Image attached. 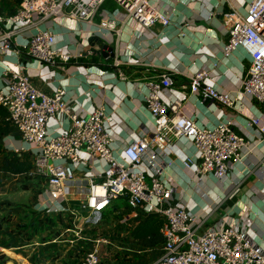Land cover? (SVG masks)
<instances>
[{
  "label": "crops",
  "instance_id": "crops-1",
  "mask_svg": "<svg viewBox=\"0 0 264 264\" xmlns=\"http://www.w3.org/2000/svg\"><path fill=\"white\" fill-rule=\"evenodd\" d=\"M149 1L155 11L169 18L168 27L156 24L146 28L119 14L120 32L107 33L105 41L99 39L96 26L100 23L99 18L95 24L67 17L46 21L42 26L55 34V47L70 55V61L61 63L58 68L27 56L24 45L30 33L26 30L17 34L15 44L7 51L2 49L0 42V88L6 84L5 70L22 71L47 95L64 89L65 99L78 107L81 114L87 115L95 107H104L106 115L115 122L112 145L122 161L119 143H129L144 129L150 133L154 130L145 105L147 90L144 82L168 72L175 85L166 98L174 100L185 96V111L196 119L198 126L213 128L219 123L231 122L234 130L249 141L242 151V160L232 163L227 179L219 181L211 177L203 182L195 180L183 165L185 157L196 156L195 148L186 139L178 141L177 147H173L174 154L169 156L171 165L163 163L161 176L165 185L174 190V204L204 217L203 230L216 226L223 219L236 226L248 221L249 238L264 249V145L255 127L249 125L253 119L264 123V109L261 103L242 94V81L251 67L250 55L243 47L229 58L223 54L228 31L221 15L234 9L245 13L247 4L244 0L227 3L218 0ZM2 2L9 4L7 0ZM103 8L111 12L116 6L108 1ZM100 44L111 46L115 57L105 59L98 50ZM116 60L122 63L119 69L115 68ZM200 71L208 74V83L218 91L228 92L235 98L233 108L204 100L184 89L189 86L190 77ZM120 73H125L127 80L122 79ZM49 125L50 133L56 134L57 130H68L71 121L61 116L51 120ZM0 149L17 152L21 158L30 157L33 161L37 152L32 145L21 141L14 131L0 135ZM2 167L0 157V225H3L0 254L6 251V255L12 253L23 258L21 261L7 255L11 259L7 264H30L27 249L44 245L52 235L40 236L44 227L62 225L63 234L49 243L61 242L64 237L72 238V232L82 231L88 235L91 226L86 224L83 215L84 196L70 195L67 201L54 205L44 192L43 177L4 174ZM260 167L263 171L258 170ZM77 176L81 183L91 181L87 170ZM116 204L118 207L112 212L107 211L93 232L97 237L108 239V244L95 247L106 257L108 264H155L163 244L146 248L131 242L132 230L150 214L143 209L130 210L123 201ZM60 205L66 208L61 219L58 218L61 213L48 212L49 207ZM76 212L78 215H74ZM47 218L55 220L48 222ZM24 225L26 227L22 229ZM88 238L85 241L92 247Z\"/></svg>",
  "mask_w": 264,
  "mask_h": 264
},
{
  "label": "built area",
  "instance_id": "built-area-1",
  "mask_svg": "<svg viewBox=\"0 0 264 264\" xmlns=\"http://www.w3.org/2000/svg\"><path fill=\"white\" fill-rule=\"evenodd\" d=\"M108 1L116 6L114 11L103 8ZM218 1L227 3L229 0ZM244 1L245 13L234 9L221 15L228 31L223 54L229 58L243 47L250 55L251 67L243 78L242 94L261 103L264 109V0ZM119 14L146 28L170 25L169 18L155 11L149 0H24L14 16L0 14V42L7 51L15 44L17 34L26 30L30 33L24 45L27 56L58 68L61 63L70 61V55L55 47V34L42 24L63 17L95 24L99 18L100 23L96 24L99 39L106 41L107 33L120 32ZM102 46L100 44L98 50ZM121 65L119 60L115 61V68ZM120 76L127 80L125 73ZM4 78L6 84L0 88V106L7 111L6 119L15 134L37 151L34 168L27 177L45 179L44 192L54 205L67 201L70 195L84 196L82 210L87 213L84 219L91 227L97 226L107 211H114L113 206L118 201H123L130 210L143 209L147 214L162 216L164 243L155 264H264V249L249 238L248 221L236 226L223 219L203 230L204 217L174 204V190L161 179L162 165H171L169 156L174 154L173 147H177L180 140H188L196 150V156L185 157L183 165L200 182L211 177L219 181L227 179L232 163L242 160V151L249 143L234 130L231 122H222L213 128L198 126L196 119L185 111V96L174 100L166 98L175 85L168 72L144 82L145 105L154 130L150 133L144 129L129 143H119L122 161L112 145L116 125L106 115L104 107L81 114L78 107L65 99L64 89L47 95L22 71L7 69ZM207 78L206 72H197L184 89L204 100L233 108L235 98L228 92L218 91ZM61 116L71 121L70 128L51 134L50 121ZM249 125L255 127L264 145V123L253 119ZM84 170L91 178L87 184L81 183L77 176ZM258 170L263 171V168ZM65 211L61 205L48 209L49 213ZM80 233L82 231L77 232ZM70 242L73 244L75 240ZM98 244H108V239L100 238ZM108 263L98 249L86 251L81 258V264Z\"/></svg>",
  "mask_w": 264,
  "mask_h": 264
},
{
  "label": "trees",
  "instance_id": "trees-1",
  "mask_svg": "<svg viewBox=\"0 0 264 264\" xmlns=\"http://www.w3.org/2000/svg\"><path fill=\"white\" fill-rule=\"evenodd\" d=\"M24 0H13L12 4H6L0 0V14L5 17L14 16ZM7 111L0 106V135L6 136L13 131L12 124L6 119ZM0 157L3 159V173L11 175H25L31 172L34 168L33 160L28 158H21L17 152H3L0 149ZM30 178V177H28ZM83 215H87L86 212H83ZM104 216V215H103ZM59 219L63 218L61 213L58 217ZM49 221H54V218H47ZM165 224V220L162 216L152 213L145 220L139 221L137 226L131 232V242L135 244L142 245L146 248H154L164 243V236L162 234V228ZM24 229V226H21ZM20 227V228H21ZM32 228L33 225H31ZM3 225H0V231L2 230ZM31 228V229H32ZM24 231V230H23ZM21 232V231H20ZM34 232V229H32ZM62 232L55 233L48 237V241L52 242L53 240L60 237ZM32 240V237H30ZM44 241L45 238H42ZM11 259L6 254H0V264H7Z\"/></svg>",
  "mask_w": 264,
  "mask_h": 264
},
{
  "label": "rangeland",
  "instance_id": "rangeland-1",
  "mask_svg": "<svg viewBox=\"0 0 264 264\" xmlns=\"http://www.w3.org/2000/svg\"><path fill=\"white\" fill-rule=\"evenodd\" d=\"M9 4L13 3V0H7ZM120 201H118L119 203ZM118 207L117 204L113 206V209ZM112 212V211H111ZM72 217V216H71ZM62 225H55L50 227H44L43 234L40 236H48L50 234H55L58 232H62ZM96 226L91 227L88 232V239L92 247H89L86 242V234L85 232L76 235L75 233H70L73 237H64L61 242L57 243H44V245H38L37 247L27 249L30 251V262L32 264H81V258L86 251L89 250H97L95 246L98 245V240L100 237H97L93 232H96ZM60 230V231H59ZM63 234V233H62ZM47 238V237H46ZM71 240H75L74 244H70ZM79 242L81 244H79ZM49 243V244H48ZM99 246V245H98ZM28 248V247H26ZM1 253H5L6 251H2ZM7 255H13L17 260H23L22 257L16 256L12 253H7ZM28 258V257H27ZM17 262V261H16ZM18 263V262H17ZM16 263V264H17ZM25 263V262H24ZM30 263V264H31ZM12 264V263H11ZM15 264V263H13ZM19 264V263H18Z\"/></svg>",
  "mask_w": 264,
  "mask_h": 264
},
{
  "label": "water",
  "instance_id": "water-1",
  "mask_svg": "<svg viewBox=\"0 0 264 264\" xmlns=\"http://www.w3.org/2000/svg\"><path fill=\"white\" fill-rule=\"evenodd\" d=\"M101 54L105 59H110V58H114L115 57V52L114 49L109 46L108 44H105L101 47ZM85 56H87L85 54Z\"/></svg>",
  "mask_w": 264,
  "mask_h": 264
}]
</instances>
